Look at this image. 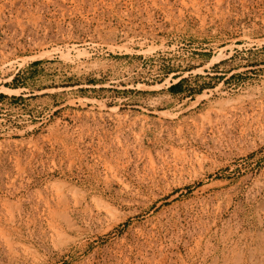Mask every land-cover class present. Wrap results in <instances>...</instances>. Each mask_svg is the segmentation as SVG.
I'll return each instance as SVG.
<instances>
[{"label": "rangeland", "instance_id": "obj_1", "mask_svg": "<svg viewBox=\"0 0 264 264\" xmlns=\"http://www.w3.org/2000/svg\"><path fill=\"white\" fill-rule=\"evenodd\" d=\"M0 94V264H264V0H0Z\"/></svg>", "mask_w": 264, "mask_h": 264}, {"label": "trees", "instance_id": "obj_2", "mask_svg": "<svg viewBox=\"0 0 264 264\" xmlns=\"http://www.w3.org/2000/svg\"><path fill=\"white\" fill-rule=\"evenodd\" d=\"M176 87V84H174L171 88L174 89ZM0 95H3V94H0Z\"/></svg>", "mask_w": 264, "mask_h": 264}]
</instances>
